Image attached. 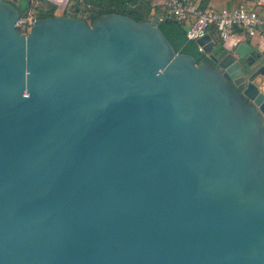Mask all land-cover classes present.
Returning <instances> with one entry per match:
<instances>
[{"label":"water","instance_id":"1","mask_svg":"<svg viewBox=\"0 0 264 264\" xmlns=\"http://www.w3.org/2000/svg\"><path fill=\"white\" fill-rule=\"evenodd\" d=\"M14 2L0 264H264V56L207 33L197 63L157 15L17 22Z\"/></svg>","mask_w":264,"mask_h":264},{"label":"trees","instance_id":"2","mask_svg":"<svg viewBox=\"0 0 264 264\" xmlns=\"http://www.w3.org/2000/svg\"><path fill=\"white\" fill-rule=\"evenodd\" d=\"M245 1L253 6L261 16H264V7L256 5L250 0H206L203 8L237 7ZM57 9L58 5L50 0H40V4L35 7L36 18L55 16ZM108 13L129 15L137 21L150 20L157 15L160 17L159 27L177 52L193 55L197 59V63L210 61L209 53L199 50L197 40L189 39L187 35L188 29L196 20V15L189 14L185 19H178L171 14L169 8L163 4H154L153 0H71L63 12L64 15L80 17L88 22ZM168 16L173 17L171 21L165 20ZM208 34L220 48L224 49L215 25H210Z\"/></svg>","mask_w":264,"mask_h":264},{"label":"built area","instance_id":"3","mask_svg":"<svg viewBox=\"0 0 264 264\" xmlns=\"http://www.w3.org/2000/svg\"><path fill=\"white\" fill-rule=\"evenodd\" d=\"M30 1V0H29ZM52 3L68 5L71 0H50ZM256 5L264 7V0H250ZM31 2L24 7L17 22L36 20L35 10L27 9ZM154 4H163L170 9L172 15L178 19H185L189 14L196 15V20L188 29L189 39H195L208 33L210 25H215L220 41L228 50L236 48L248 38H256L264 44V16H261L247 1L231 8H202L196 0H153ZM199 50L204 48L199 45Z\"/></svg>","mask_w":264,"mask_h":264},{"label":"crops","instance_id":"4","mask_svg":"<svg viewBox=\"0 0 264 264\" xmlns=\"http://www.w3.org/2000/svg\"><path fill=\"white\" fill-rule=\"evenodd\" d=\"M206 0H196V2L199 4L200 7L203 8L204 3ZM67 8V5H60L58 6L57 9V14H63V12L65 11V9ZM254 40L256 41V46H253L257 51H259L263 56V51H264V44L262 42H260L258 39L254 38Z\"/></svg>","mask_w":264,"mask_h":264},{"label":"rangeland","instance_id":"5","mask_svg":"<svg viewBox=\"0 0 264 264\" xmlns=\"http://www.w3.org/2000/svg\"><path fill=\"white\" fill-rule=\"evenodd\" d=\"M29 0H16V3H21L23 7H26L28 5ZM40 4V0H31L30 5L27 7V9L35 10V7ZM248 41L253 45L256 46V41L254 38H248Z\"/></svg>","mask_w":264,"mask_h":264}]
</instances>
